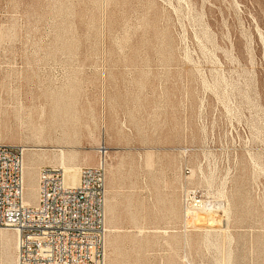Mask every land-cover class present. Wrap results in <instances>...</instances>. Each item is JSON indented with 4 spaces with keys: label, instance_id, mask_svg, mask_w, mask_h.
Here are the masks:
<instances>
[{
    "label": "rangeland",
    "instance_id": "rangeland-1",
    "mask_svg": "<svg viewBox=\"0 0 264 264\" xmlns=\"http://www.w3.org/2000/svg\"><path fill=\"white\" fill-rule=\"evenodd\" d=\"M0 143L104 161L106 264H264V0H0Z\"/></svg>",
    "mask_w": 264,
    "mask_h": 264
},
{
    "label": "built area",
    "instance_id": "built-area-1",
    "mask_svg": "<svg viewBox=\"0 0 264 264\" xmlns=\"http://www.w3.org/2000/svg\"><path fill=\"white\" fill-rule=\"evenodd\" d=\"M23 173V147L0 143V228L16 233V264H106L104 161L80 167L76 183L39 167L31 204Z\"/></svg>",
    "mask_w": 264,
    "mask_h": 264
},
{
    "label": "bare ground",
    "instance_id": "bare-ground-1",
    "mask_svg": "<svg viewBox=\"0 0 264 264\" xmlns=\"http://www.w3.org/2000/svg\"><path fill=\"white\" fill-rule=\"evenodd\" d=\"M55 111H58V112H54L53 110H52V113H51V119H49L50 121L47 123V124H45L44 126H41V127H37V129H36V133L39 135L40 133H42L43 132V130H44V128L46 129V133H51V132H53V133H56V131L57 130H60V131H64V127L65 126H67V125H65L64 123H63V121H62V119H63V114L61 113V111H60V109H55ZM70 125V124H69ZM37 147V146H36ZM35 147V148H36ZM41 148V147H40ZM59 150H60V157H61V160L63 159V152H62V149H60V148H58ZM100 150V148H98V151ZM100 152L101 153H103L102 152V150H100ZM60 160V161H61ZM99 162H103L102 161V159H100L99 161H98V163ZM32 163V162H31ZM97 163V164H98ZM59 164H60V162H59ZM96 164V165H97ZM80 167H78V168H76V170L73 172V173H67L66 171H64L63 170V172H64V175H65V177L66 178H69L73 183H76L77 181H78V169H79ZM38 171V170H37ZM36 177H37V174H36ZM34 198L36 199V189L34 190ZM24 201H25V203L26 204H29V203H27V202H29L28 200H25L24 199ZM12 232L14 233V235H15V241H16V250H17V239H16V233L12 230ZM15 264H16V257H15Z\"/></svg>",
    "mask_w": 264,
    "mask_h": 264
}]
</instances>
